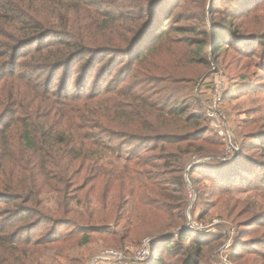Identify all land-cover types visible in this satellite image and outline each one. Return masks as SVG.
Here are the masks:
<instances>
[{"label": "trees", "instance_id": "16d2710c", "mask_svg": "<svg viewBox=\"0 0 264 264\" xmlns=\"http://www.w3.org/2000/svg\"><path fill=\"white\" fill-rule=\"evenodd\" d=\"M258 1L240 0L233 5L235 14ZM182 6L192 10L179 11ZM208 6L213 14L214 1ZM205 8V0L0 1L4 19L0 22V70L7 61L11 65L0 73V264H28L33 259L29 254H38L24 245L30 241L26 233L39 223L44 228L38 238L46 244L60 241L59 229L67 224H83L82 242L86 243L90 232L109 233L108 223L116 225L123 218L118 212L122 184L127 183L132 193V161L147 163L148 156L134 151L131 157H122L117 147L103 144V137L160 142L161 149L175 150L171 161L179 173L192 164L189 172L205 174L221 187L245 184L253 175L264 184V175L252 171L245 154L237 161L217 164L190 161L193 155H217L222 145L217 132L207 125L199 100L188 92L186 82L192 79L184 75L187 65H208L209 57L201 25L179 22L199 20ZM170 20L179 25L165 26ZM226 20L209 18L213 49L246 40L247 36L230 34L232 22ZM170 32L200 36L170 40L181 43L176 50L167 43ZM249 35V39L256 37ZM163 50H169L168 58L156 57ZM18 66L21 71L16 70ZM123 72L141 81L136 82L141 91L148 84L147 90L161 97L155 99L148 91L147 95L133 93L128 95L133 97L130 104L122 101L116 106L112 92L117 87L111 81ZM143 74L149 75L146 81H142ZM52 80H57L54 87ZM161 82L164 87H157ZM254 86L243 83L239 90L248 92ZM179 96L192 99L197 114H188V106L168 103ZM114 113L123 119L126 131L113 129ZM157 123H176L183 131L156 129L148 135L138 131V127L147 130ZM256 139H264V134ZM141 148L147 151L150 146ZM115 161H121L122 167L114 168ZM178 178L182 183L181 175ZM81 181L91 185L79 202L69 195V188ZM47 195L53 196L54 207L45 202ZM182 219L184 215L173 233L164 231L151 239V251L158 255L141 264H165L163 253H180L183 264H197L193 256L201 254L204 244L196 237V229L180 226Z\"/></svg>", "mask_w": 264, "mask_h": 264}, {"label": "rangeland", "instance_id": "374dc122", "mask_svg": "<svg viewBox=\"0 0 264 264\" xmlns=\"http://www.w3.org/2000/svg\"><path fill=\"white\" fill-rule=\"evenodd\" d=\"M191 1L195 0H187L189 3ZM210 1H214L213 14L208 6ZM239 1L205 0L206 8L203 17L199 20L183 19L179 22L195 27L201 25V28L206 32L203 37L206 40L205 46L208 51L209 63L208 65L197 63L186 66L187 70L184 75L192 79L190 82H186V85L190 87L188 92L191 97L199 100L201 113L206 117L207 125L217 132L210 125L208 119V107L213 102L212 89L216 75L211 66L213 61L223 78V92L216 107L223 114L224 121L231 129L237 145L234 152L226 155L225 143L217 132L222 143L219 147L220 153L213 156L193 155L190 161L217 164L237 161L245 154L247 158L251 159L252 166L250 168L252 171L255 170L257 174L264 175V139H256L261 133L264 134V0L253 4L246 12L235 14L236 9L233 5ZM179 9L185 13L192 10L190 6H182ZM214 10L218 12H214ZM210 16L217 20L227 18L226 22H232L230 30L227 31L230 34L237 33L240 38L247 36L243 38L246 40H242L239 44L224 45L222 48L215 47L213 49L209 34L211 32ZM3 20V15L0 12V22ZM164 24L165 26L179 25L173 20L165 21ZM249 34H254L256 37L249 39ZM183 36L189 39L200 35L185 33ZM183 36L170 32L167 43L172 44L178 50L181 43L169 41ZM241 46H244V50L238 51ZM2 52L3 49L0 47V54ZM163 56L168 58L169 50L168 52L163 50L156 55L159 59H162ZM147 59L152 60L150 56ZM1 62L3 61L0 57V64ZM125 63L128 62L125 60ZM5 64L7 65L0 70V73L11 66L9 61ZM16 70L21 71V68L18 66ZM36 74L43 77L42 71H37ZM127 75L123 72V75L118 74L117 77L112 78L111 85L117 87L112 92L114 101H117L116 106L122 101L130 104L133 97L128 98V95L133 93L147 95L149 92L155 99L161 97L155 93V90H147L148 84L144 85V90L141 91L136 83L141 81L128 78ZM58 76L57 80H59ZM148 76V74H143L142 81H146ZM57 80H52L51 86ZM243 83H252L255 86L248 92L240 91V84ZM164 85L165 83L161 82L157 84V87H164ZM167 96L166 98L169 99ZM167 101L170 105L188 106V114H197L193 109L192 99L179 96ZM113 117L111 123L113 129L118 132L128 129L125 127L123 119L119 118L116 113L113 114ZM150 121L149 118L147 122ZM157 126L147 130L138 127V131L146 135L156 129L159 132L181 133L183 131L176 127V123H167L164 126L157 123ZM206 134L210 135V133ZM102 142L108 147H117L118 153L122 157H129L134 151L148 156L147 163L140 164L135 159L132 161L134 162L130 174L133 180L131 186H134L132 193L129 191L127 183L122 184L121 208L118 212L123 218L116 225L112 222L108 223L106 230L109 233L90 232V238L86 243L82 242L84 225L75 227L67 224L59 229V233H62L60 241L46 244L43 239L38 238L39 232L44 228V223H39L36 229H31L26 233L30 235L28 238L30 241L29 246L24 245V249L29 248L30 252L38 251L37 255L33 252H31L33 254H29L31 255L30 259L32 257L33 259L27 261L28 264H141L153 255H158L157 252L152 253L150 250L149 255L145 258L136 259L134 252L140 247L143 240L153 239V237L164 234L162 233L164 231L173 233L176 229L174 225L183 215L184 219L180 221V226L188 225L196 229V237L201 244H204L201 254L193 256L197 264H264V184L258 180L257 176L253 175L247 178L245 184L236 182L235 185L221 187L205 174L198 175L189 172L192 164L185 166L179 173L171 161L175 150L170 147L161 149L160 142H128L124 138L112 139L109 137H103ZM148 145L150 148L147 151L141 148V146ZM122 164L121 161H115L112 166L121 168ZM259 168L260 171L257 170ZM189 174L195 176L189 178ZM180 175L182 183L178 178ZM86 183L87 181H81L72 185L69 188V195L81 202V197L91 185ZM143 185H145L144 188H142ZM116 187H118V182L114 184V188ZM44 199L46 203L54 207L53 196L47 195L44 196ZM77 207L79 209L81 205H77ZM36 220L34 219V222H37ZM185 243H187L186 239ZM106 249L122 251L123 258L110 262L103 261L100 258V253ZM161 256L165 264H183V256L180 253H163Z\"/></svg>", "mask_w": 264, "mask_h": 264}, {"label": "built area", "instance_id": "2783aa9c", "mask_svg": "<svg viewBox=\"0 0 264 264\" xmlns=\"http://www.w3.org/2000/svg\"><path fill=\"white\" fill-rule=\"evenodd\" d=\"M212 70L215 75L214 84H213V94H212V105L208 107V119L210 122V125L213 126L217 132L221 135L224 143H225V154L229 155L234 150L237 149V145L235 144V138L234 135L229 128L228 125H226L224 121V116L220 112V110L216 107V103L218 100L221 99L222 95V87H223V78L222 75L219 74L217 71L215 63L211 62ZM151 239L146 238L143 240V242L140 244V247L134 252L136 259H143L147 255H149V252L151 250L150 248ZM100 258L103 261H113L117 260L119 258H123V252L119 250H113V249H106L103 250L100 253Z\"/></svg>", "mask_w": 264, "mask_h": 264}]
</instances>
